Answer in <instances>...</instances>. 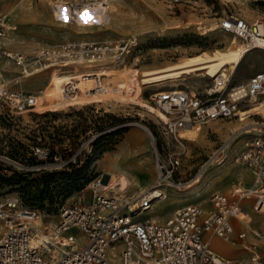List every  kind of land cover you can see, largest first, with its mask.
<instances>
[{"label": "rangeland", "instance_id": "rangeland-1", "mask_svg": "<svg viewBox=\"0 0 264 264\" xmlns=\"http://www.w3.org/2000/svg\"><path fill=\"white\" fill-rule=\"evenodd\" d=\"M51 2L52 0H1L0 12L5 13L9 24L16 27L9 30L7 35V39L14 40L11 51L31 54L42 46L84 39L120 42L131 38V33L135 30H151L145 35L136 36L137 46L117 67L107 64L103 67H88L82 71H77V68L76 72L70 74H60L55 69L22 79L20 84H15L18 68L11 62L2 61L4 78L9 82L10 89L21 88L24 92H29L45 81L34 92L46 91V94L38 95L44 101L43 111L49 112L39 114L30 111L14 116L10 114L7 104L0 100V155L20 165L8 161L0 163V200L6 197L18 198L23 206L41 213L44 225L49 226V223L52 225L56 222L58 210L63 205L79 199L82 202L91 199L89 187L93 180L99 179L102 184L107 185L110 178L107 173L113 171L112 165L119 161L125 171L136 177L125 193L126 198L131 201L140 191L139 188L148 189L155 178L147 135L143 131L148 129L159 148L171 151L181 158L182 164L176 179L181 180L182 187H186L181 190H167L168 197L176 201L195 185L193 181L202 171L201 166L207 157L229 136L233 134L239 137L229 146L230 151H227L224 164L216 166L213 163L206 168V179L220 174L227 162H233V156L243 150L244 143L251 137L262 135L264 108L260 110L249 106L239 111L238 118L215 121L221 123L223 128L227 125L234 126L223 134L213 129L214 122H208L197 128L200 135L196 141L190 140L194 135L189 132L180 133L179 139H163L160 113L149 96L158 90L187 87L202 92L208 88L212 79L191 74L185 80L178 81L173 88L169 85L156 90L152 87L144 88L139 99L132 97L130 90L123 89L120 82L115 81V73L119 70L126 73L130 69L161 67L203 51L209 52L223 47L226 39L219 29L200 35L201 27L196 24H217L226 15L244 17L249 21L264 19V0H118L108 10V14L100 16L98 20L95 18L86 21L84 16L72 23L54 18ZM226 37L232 40L231 36ZM263 66L264 53L259 49H250L230 74L228 84L246 82ZM82 72L85 74L82 75ZM96 78L103 83L102 92L93 91ZM67 83H72L75 88L68 96H64L63 86ZM71 105L73 107L66 108ZM248 124L250 125L244 127ZM235 129H238L237 133ZM127 131L137 132L141 141L146 143L147 151L122 149L120 144L126 138ZM235 148L238 150L232 152ZM38 150L49 151L51 158L45 162L40 161L34 156V151ZM55 151L59 152L58 162H53ZM65 161L66 164H62ZM48 163L53 165L41 168ZM241 168L244 169L242 172H246L243 166ZM244 180L245 178L235 179L228 186L210 187L203 195L205 203L199 204L196 200L190 203L199 204L204 210H209L212 208V193L216 191L227 194L234 183L242 184ZM249 201L244 199L241 203L249 204ZM185 204L187 203L163 204L152 215L162 216L161 219L164 220L168 216L167 212L170 214L175 208ZM249 211L251 210L246 205L245 212ZM252 212L256 214L254 210ZM241 228L238 227L234 237L232 236L237 249L230 256L239 261L244 260L240 256L246 254L240 246L241 241L236 237L239 232H244ZM255 229L258 230V236L253 233L252 235L259 239L263 231L258 225H251L250 230ZM254 247L259 262L264 264V245ZM247 257L246 254L244 262H247Z\"/></svg>", "mask_w": 264, "mask_h": 264}, {"label": "built area", "instance_id": "built-area-1", "mask_svg": "<svg viewBox=\"0 0 264 264\" xmlns=\"http://www.w3.org/2000/svg\"><path fill=\"white\" fill-rule=\"evenodd\" d=\"M115 1L53 0L52 7L57 17L72 19L85 15L90 20L102 15ZM218 27L232 37L231 42L236 39L246 50L259 49L264 53V19L249 21L244 17L226 15ZM9 30L6 14L0 12V100L7 104L14 116L30 111L39 114L49 111L37 110L44 105L39 93L10 89L1 67L2 59H9L18 68L14 83L20 84L24 78L52 69H59L60 74H70L77 68L82 71L121 62L137 46L134 37L120 42L84 39L42 46L32 54H25L9 52L4 46ZM229 76L227 70L217 74L202 92L187 87L151 94L150 101L164 114V119H160L161 137L177 138L180 131H191L201 124L238 117L241 109L264 101V66L244 83L229 85ZM63 87L64 96L75 88L72 83ZM69 107L73 106H66ZM143 131L147 135L155 178L150 190L132 203L131 213L130 203L114 197L110 185L102 184L99 179L90 183L89 201L79 199L63 205L58 210L56 222L49 226L36 224L34 220L38 211L23 206L18 198L17 201L4 199L0 205V264H243L216 252L210 239L214 237L235 243L232 240L235 235L232 220L237 219L244 199L251 200V210L264 214V129L262 135H255L245 142L243 150L234 157L249 171L251 183L244 186L236 182L227 194L212 193V208L209 210L188 203L175 208L161 221H153L149 215L134 218V211H147L153 201L166 197L170 187L182 186L181 180L176 179L182 163L178 155L159 148L148 129ZM235 137L213 150L201 166V174L219 157L223 156L217 163L224 162L225 151ZM55 155L53 162H58L59 152L55 151ZM34 156L42 162L51 158L46 150L34 151ZM5 161L20 166L0 155V163ZM50 165L53 164L41 168ZM124 206L129 212L121 211ZM250 233L258 236V230H250ZM236 237L249 254V264H259L254 245L245 241L246 233L239 232Z\"/></svg>", "mask_w": 264, "mask_h": 264}, {"label": "bare ground", "instance_id": "bare-ground-1", "mask_svg": "<svg viewBox=\"0 0 264 264\" xmlns=\"http://www.w3.org/2000/svg\"><path fill=\"white\" fill-rule=\"evenodd\" d=\"M117 1L118 0L111 3L108 6L109 7L108 10L113 8L114 5L117 4ZM0 2H1V0H0ZM52 3H53V0L50 4V8H51V12H52L53 17L56 20L64 21L65 23H67V22L72 23V22H75V20L77 18L80 19V18L85 16V15H82L80 17L77 16V17H73L72 19L71 18L68 19L65 16L57 17L58 15L56 13V10L52 7ZM108 10L105 11L102 15L98 14V18L100 16H104V15L108 14ZM7 12L10 13V10H8ZM87 18L88 17H86V19H85L86 21H90L91 19H95V18L98 20V18L96 16L94 18H91L90 20H88ZM219 21H218V23H219ZM218 23L217 24L213 23V24H208V25L196 24V26L198 25L201 27L200 35H206V34H209L210 32H215L216 29H219ZM9 26H10V30H13L16 28L15 26H13L11 24H9ZM150 30L151 29H148V28H142V29L135 30L131 33L130 37L136 38V36L145 35V34L149 33ZM224 37L226 40H225V45L223 47L214 48L213 50H211L209 52L203 51V52H200L196 55L183 58V59L179 60L178 62H174L172 64L164 65L161 67L144 69V70H138V69L131 70L130 69L126 73L123 72V70H119L117 73H115V81L120 82L123 89L130 90L132 93V97L141 99V95L143 94L142 90H144V88L152 87L156 90V89H159V87H162L165 85H169L170 87L173 88V87H175V85L178 81L185 80L186 77L190 76L191 74H192V76H199V77L207 78V79H212L217 74H220L226 70L230 74H232L233 70L238 66V64L246 56V54L249 50H246L245 46L241 42H239L238 40L235 39L233 42H231V39H228L226 37V34H224ZM5 40H6L5 46L8 47V51L13 52V51H11L10 47L13 44L14 40L12 38H10V39L6 38ZM2 61L11 62L9 59H2ZM2 61H1V64H2ZM122 62L123 61L117 62V63L112 62L109 65H111L112 67H117ZM8 69H10V68H8ZM12 70H14V68ZM52 70H55V69H52ZM56 70H58V69H56ZM6 76H7V74H6ZM24 79H26V78H24ZM102 84L103 83H101V81L99 79H97V81H95V87L93 88V91L102 92L103 91ZM22 85L23 84H21V86ZM99 86L101 88H98ZM177 90H179V89H177ZM38 93L43 95V94H46V91L40 90ZM250 106L252 108H258V109L262 110L264 108V101H259L257 103H253ZM37 109L39 111L44 110L43 108H39V107ZM156 109L160 113L159 121H160V119H164V114L158 108H156ZM241 110H244V109H241ZM239 115H240V112H238L237 116H239ZM213 122H214V124L212 125V127H214L213 129L215 131L222 133V134L225 133L226 131H228L230 129L232 130L234 128V126H228V125L224 126L225 128H223L221 123H217V122L215 123V121H213ZM213 122H211V124ZM201 125H204V124H201ZM249 125L250 124H248L244 127H247ZM244 127H242V129ZM202 129H203V127H201V130ZM234 131L237 133L238 129H235ZM247 131H250V130H247ZM184 132L193 133L194 136L190 138L191 141L195 140L200 135V132H197V128L194 130H191V131L190 130H183V131H180L179 134L184 133ZM233 136H234L233 134L231 136H229L226 141H229ZM178 137L179 136H177V138ZM238 137L239 136L233 138V140L237 139ZM236 150H238V149L235 148V150H231V151L234 152ZM227 151H225L226 159H224L223 163L222 162L219 163L220 161L217 163L218 159H220L223 156L219 157L217 159V161L211 162V160L214 159V157H213L210 159L209 163L210 162L212 164L216 163V166H221L227 160ZM235 156H233V162H227L224 165V168L220 174L212 175L211 177L206 179L205 172H203L202 174L200 172L197 175V178L193 181V184H195V185L190 190H188L183 197L181 196V198L179 197V199H177L176 201H173L172 200L173 198H171L170 196L168 197V195L166 193L165 198L157 199V200L153 201V203H151V205L147 207L148 208L147 211L142 212V211H139V209H136L134 211L133 217L137 218V217L142 216V215H149L153 221H160L162 216H155L152 214H153V212L155 213L156 211L160 210V208L163 204L170 205L173 202H176L178 204H183V203L188 204L194 200H196V202H198L199 204H203V203H205V197H203V195L205 192H207L208 190L211 189L210 187H215L216 185L228 186L235 179L236 180H239L240 178L246 179L248 173H247V171L242 172V171H244V169H242L240 166L242 164L234 158ZM236 164H240V165H236ZM112 169H113V171L107 173L108 176H110L108 184L110 185L109 189L111 191V194L118 199L124 200V202H126V203H130L129 204V206H130L129 211L131 213V211H133V210H131L133 208L132 203H135L137 198L140 197V195L147 193V191L150 190V188L152 186L150 185V187L146 190L145 189L142 190V188H139L140 191L137 192L136 196L132 197L131 201H129V199L126 198L127 195L125 196V193H126V190L129 188V186L131 185L132 179L130 178L129 174L122 169L121 165H119V162L116 161L112 165ZM201 170H202V168H201ZM185 187L179 186L176 188L175 187H170V188L181 190ZM215 190H217V189H215ZM171 196L175 197L173 194ZM187 196H188V198H187ZM4 199H7V201H17V198H13V197H6ZM4 199H2V200L4 201ZM166 199H168V201L166 203L165 202L163 203V201H165ZM2 200H0V205H2L1 204ZM246 205H248V203H246V202L241 203V209H240L239 215L237 216V219L232 220L233 225H234V233L238 227L239 228L242 227L241 229L244 230V232H245V230L251 229V223H252V225L253 224L258 225V227L261 228L263 233H264V214L263 215H260L257 213L255 214L252 212V210L246 213L245 212ZM263 208H264V206H263ZM121 211L129 212L125 206L121 208ZM34 222L36 224L44 225L43 215L38 212L37 218L34 220ZM49 225H51V223H49ZM255 230H257V229H255ZM248 236H249L248 239L252 241V244H254L256 246L258 245L260 247H263L264 235L262 236L261 239H257L253 235L251 236L250 234H248ZM210 243L216 252L220 253L221 255L228 256V257H230L237 249L235 247L236 246L235 243L233 244L231 242L230 243L229 242H223L220 239L214 238V237L210 239ZM259 264H261V263L259 262Z\"/></svg>", "mask_w": 264, "mask_h": 264}, {"label": "crops", "instance_id": "crops-1", "mask_svg": "<svg viewBox=\"0 0 264 264\" xmlns=\"http://www.w3.org/2000/svg\"><path fill=\"white\" fill-rule=\"evenodd\" d=\"M6 41V40H5ZM5 41H4V46H5ZM59 70H57L56 72H58ZM50 72V71H49ZM45 81H43V82H41V84L38 86V87H36V88H34V90H36V89H38L39 87H41L42 86V84L44 83ZM34 90H32V91H30V92H34ZM139 134L137 133V132H134V131H127L126 133H125V137L126 138H124L123 140H122V142H121V144H120V146H121V148L122 149H127V148H130V149H132V150H136V151H147V148H146V143L142 140L141 141V139H140V136H138ZM138 138V139H137ZM119 162V161H118ZM120 165V164H119ZM236 165H240V164H236ZM241 166H243V165H241ZM122 167V166H121ZM244 167V166H243ZM245 168V167H244ZM123 169V168H122ZM246 169V168H245ZM124 170V169H123ZM125 171V170H124ZM246 171H247V173H248V175H247V178L242 182V185H244V186H246V185H248L249 183H251V175H250V173H249V171L246 169ZM127 172V171H126ZM128 173V172H127ZM129 174V176H130V178L132 179V180H134V178H136V177H134V176H132L130 173H128ZM235 181V180H234ZM250 203L248 204V208L251 210V200L249 201ZM169 215V213L167 212L166 213V215ZM251 225H252V223H251ZM245 233H246V235H247V237H246V239H245V241H246V243H249V244H252V241L251 240H249L248 239V234H250L251 235V233H250V229L249 230H245ZM264 235V233L263 234H260V238L259 239H261L262 238V236ZM252 236V235H251ZM256 238V237H255ZM220 254V253H219ZM247 254V253H246ZM245 254V255H246ZM245 255H241L240 256V258L242 257V258H244V260H245ZM247 255H249V254H247ZM224 256V255H223ZM225 257H228V256H225ZM229 258H232V257H229ZM234 259V258H233ZM244 260H242L241 262L242 263H244V264H249V261H248V257L246 258V260H247V262H244Z\"/></svg>", "mask_w": 264, "mask_h": 264}]
</instances>
